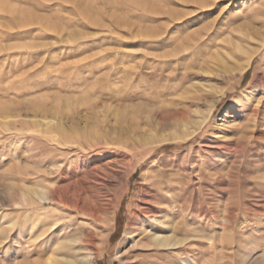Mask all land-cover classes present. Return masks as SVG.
Here are the masks:
<instances>
[{"label":"rangeland","instance_id":"374dc122","mask_svg":"<svg viewBox=\"0 0 264 264\" xmlns=\"http://www.w3.org/2000/svg\"><path fill=\"white\" fill-rule=\"evenodd\" d=\"M212 106L191 138L153 142L145 115L171 126ZM227 111L253 130L229 132L232 150L212 137ZM263 117L264 0H0V264L71 238L93 264H264ZM70 182L68 204L44 198ZM140 207L187 242L133 247L153 232L142 216L126 240Z\"/></svg>","mask_w":264,"mask_h":264},{"label":"bare ground","instance_id":"6f19581e","mask_svg":"<svg viewBox=\"0 0 264 264\" xmlns=\"http://www.w3.org/2000/svg\"><path fill=\"white\" fill-rule=\"evenodd\" d=\"M212 26H213V24H212ZM203 35H205V34L203 33ZM192 37L190 36L191 39H192ZM255 52H256V50H249V51H247L246 52V54H247L246 61L244 63L240 64L239 68L237 66L236 67L238 69H240V70L241 69L242 70L243 69H246L248 67V65L250 64L251 59H252V57H253V55H254ZM175 57H177V56H175ZM233 67L234 66H232V65H227V66L224 67V70L227 71V72H229V71H231L233 69ZM261 78L263 79V76H261ZM236 103H238V105H241V107L247 108L248 110H251L252 112H254L253 115L256 118H258V116L261 113V109L259 107H253L252 104H251V101L249 99L242 98L239 101H236ZM239 103H241V104H239ZM137 105H145V103H139ZM214 107L215 106L210 107V109L207 111V113L199 114V115H197V117L195 119H193L191 121H189L188 117L185 114H183L182 117L176 119L175 120L176 122L175 123H172L171 126H167V124L166 123H163V121L155 119L156 117H153L152 116V113L150 115H145V118L147 120H150V121H153L154 122V127H153V129L150 130L151 133L153 134L154 138H155L153 142H155V143L158 142L159 143V142L170 141V140H181V139L191 138L193 135H195L196 133H198L202 128H204V126L206 125V123L211 118V116H212V114L214 112ZM234 115H236V114H234ZM232 116H231V113L229 111L223 112L220 122L217 123V121H216V124H218L217 126L220 128V131H218V132H216V131L215 132H212L213 133L212 137H214V139H216V142L218 144L221 143L220 146L223 147V148H225L226 150L227 149L228 150H232L231 148L234 145H236L235 147H238V148L241 147V145H243L242 142L240 144H238V143L235 144L233 142V140L230 137H228V133L229 132H234V131L239 130L241 128L240 126L237 125L236 118H232ZM137 122L138 123H136V125H135L136 127L135 128H132L133 131L137 135V138L135 139V141H136L135 142V146L137 145V143H139V144L142 143L143 139H142L141 132H142V129L145 128L144 127L145 125H143L142 123H139L140 122L139 120ZM190 122L192 124H190ZM254 122L255 123L253 124L254 125L253 127L259 128L260 126H262V124L260 123V121H257V119H255ZM163 129H164L165 132L162 133L160 130L163 131ZM241 129L244 132H247L250 128L248 126H243ZM250 130H252V129H250ZM250 130H249V132H250ZM159 131L162 134H160ZM157 135H158V137L161 136V138H156ZM243 137H244V135H243ZM209 138H211V137H209ZM241 141H243V140H241ZM147 144H149V142ZM218 144H217V146H218ZM209 145H211V144H209ZM208 147H210V146H208ZM72 184L73 183L70 182V183H67L65 185H61V186L59 185L56 188L55 191H52L49 194L48 193H44L43 194L44 195V198L45 199H49V200L51 199V200H60V201H63V202L65 201L68 204L69 201H70L69 200L70 199L69 191L71 190ZM203 186L205 187V185H202L201 184L200 187L198 188V191H199V194L200 195H203V192H204V190H203L204 187ZM73 189H75L74 185H73ZM169 189L171 190V192H173V190H174V188L171 185H169ZM186 191L187 190H183V193H186ZM43 192H45V191H43ZM78 195H80V194H78ZM172 199L175 200L177 198L173 195L172 196ZM179 199H181V198H179ZM187 199H188V197H187ZM83 201H84V199H83ZM185 202H187V201H185ZM74 203H77L78 204L79 202H77V200L75 199V202ZM202 205L203 204L200 205L201 208H199V210H200V214L201 215H204V207H202ZM182 207H184V206H182ZM91 209H93V208H91ZM160 212H161V210L160 211L159 210H155L154 211L152 208H149V207H147V208L146 207L145 208H141L140 207L139 211H137L135 213L134 217H135L136 221L130 226V228H129L128 232H127L126 240H130V239H128L130 234L132 235V237H134L133 234H135V232H137V228L138 229L141 228L140 226L138 227V225L142 222L141 220H144V219H142V216H145V220L150 221V225L149 226L152 227L151 228V231H153V232L151 234L149 233L147 235H144V237L143 236L142 237L140 236L139 239L132 238L131 241L133 242V244H132L133 247L138 246V245H145V246H148V247H152V246H162L165 249L166 248H170L171 249L172 247L179 246V245H182L183 243L187 242V240H188L187 235H185L184 237L178 236L176 234L178 228L175 225L174 226L171 225V223L170 224H168V223L166 224L162 220V215H160ZM198 213H199V211H198ZM171 218H172V216H171ZM170 228L172 230V233H165V230H169ZM185 228H183V227L181 228L184 234H185ZM142 230H143V228H142ZM144 230L146 231L147 229L144 228ZM86 237H88V236H86ZM93 238H92V236H90V237H88V239H84V240L87 241V243H90L93 247H95L96 246V242H95V240ZM126 240L124 241V243L126 242ZM53 241H52V239H50V240L47 241L48 244H52V245L54 244L53 246L51 245V252L52 253H51V255L48 258H46L45 260H34L32 262H28L27 264H93L92 263V259L94 258L95 254H97L99 252V250L92 251L90 249L91 251H89L86 255L81 256V254H80L81 248L80 247H77L75 239L71 238L70 239V242L68 244H61V243H59V244L55 245V241L54 242ZM45 249H46V245H44V248H42V250H45ZM122 262H123L122 264H155L154 261L141 262V263L140 262H133V261H130L129 258L124 259Z\"/></svg>","mask_w":264,"mask_h":264}]
</instances>
